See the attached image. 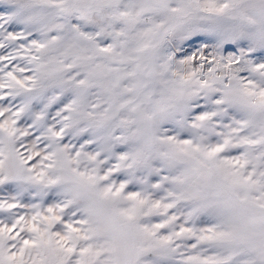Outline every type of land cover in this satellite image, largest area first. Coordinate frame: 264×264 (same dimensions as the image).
<instances>
[{"label":"snow or ice","instance_id":"1","mask_svg":"<svg viewBox=\"0 0 264 264\" xmlns=\"http://www.w3.org/2000/svg\"><path fill=\"white\" fill-rule=\"evenodd\" d=\"M0 264H264V0H0Z\"/></svg>","mask_w":264,"mask_h":264}]
</instances>
